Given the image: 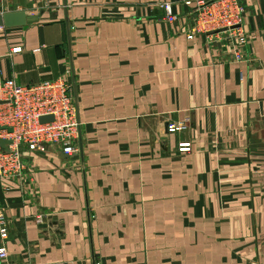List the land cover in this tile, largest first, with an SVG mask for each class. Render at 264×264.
<instances>
[{
    "label": "crops",
    "instance_id": "1",
    "mask_svg": "<svg viewBox=\"0 0 264 264\" xmlns=\"http://www.w3.org/2000/svg\"><path fill=\"white\" fill-rule=\"evenodd\" d=\"M238 1L194 31L182 0H0L37 16L0 26V74L69 79L81 149L0 180V264H264V0Z\"/></svg>",
    "mask_w": 264,
    "mask_h": 264
},
{
    "label": "built area",
    "instance_id": "2",
    "mask_svg": "<svg viewBox=\"0 0 264 264\" xmlns=\"http://www.w3.org/2000/svg\"><path fill=\"white\" fill-rule=\"evenodd\" d=\"M182 1L192 7L194 31L207 30L217 23L232 26L233 23L240 21L239 15L244 10L238 0ZM163 7L168 21L177 19L171 11V2L163 3ZM236 35L240 42L245 41L241 30ZM17 50L20 48L13 49ZM234 55L236 59L242 58L239 52ZM62 77L22 85L0 74V140L7 141L5 148L0 144V178L8 172H20L21 143L33 152H44L48 145L55 144L59 145L66 155L75 153L73 140L78 139L79 124L73 105L72 85L68 83L66 77ZM49 115L53 120L40 121L41 117ZM168 129L174 130V125L170 124ZM7 237L8 229L4 225L3 213L0 211V239L3 241ZM6 257L7 250L2 244L0 259L5 260Z\"/></svg>",
    "mask_w": 264,
    "mask_h": 264
},
{
    "label": "rangeland",
    "instance_id": "3",
    "mask_svg": "<svg viewBox=\"0 0 264 264\" xmlns=\"http://www.w3.org/2000/svg\"><path fill=\"white\" fill-rule=\"evenodd\" d=\"M60 77H62V76H60ZM60 77H58V78H60ZM63 78V77H62ZM46 80V79H45ZM68 81V83L70 84V85H72L71 83H70V81H69V79L67 80ZM73 105H74V108H75V112H76V106H75V104L73 103ZM76 116H77V112H76ZM78 119V118H77ZM78 124H79V121H78ZM170 124H173L174 125V129H179V130H182V129H185L187 126H186V124L183 122V121H176V120H170V121H168V125L167 126H169ZM0 125H1V121H0ZM2 133H4V132H2ZM79 138V137H78ZM78 140L79 139H74L73 140V145L75 144V148H76V151H75V153L74 154H71V155H66L67 157H71V158H74V157H76L77 155H78V153H80V151H81V149H80V145H79V142H78ZM75 141V142H74ZM20 146H21V149H20V152H19V159H20V162H21V171H22V169H23V165H24V162H23V160H22V155H23V150H25V149H27L28 151H30L27 147H26V145L25 144H23V143H21L20 144ZM49 147H53V148H56L57 149V151H60V152H62V149H61V147L59 146V145H55V144H51V145H48L47 147H46V150L44 151V152H46L47 151V149L49 148ZM190 150V143L189 142H180V143H178V151H181V152H184V151H189ZM30 152H32V153H38V154H42V153H44V152H39V151H35V152H33V151H30ZM63 153V152H62ZM20 171V170H19ZM17 173H16V171H12V172H8V173H6V174H4L3 176H1V178H0V180L2 179V178H5V177H7V176H11V175H16ZM1 211V210H0ZM2 212V211H1ZM3 221H4V219H3ZM4 225H5V223H4ZM6 226V225H5ZM7 227V226H6Z\"/></svg>",
    "mask_w": 264,
    "mask_h": 264
},
{
    "label": "water",
    "instance_id": "4",
    "mask_svg": "<svg viewBox=\"0 0 264 264\" xmlns=\"http://www.w3.org/2000/svg\"><path fill=\"white\" fill-rule=\"evenodd\" d=\"M37 21L36 15H29L23 9H17L14 11L4 12L0 14V26L4 27H16L23 26L27 23H32ZM53 120L51 115L43 116L40 118L41 122H47ZM6 140L1 139L0 144L3 148H5Z\"/></svg>",
    "mask_w": 264,
    "mask_h": 264
}]
</instances>
